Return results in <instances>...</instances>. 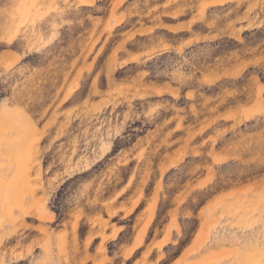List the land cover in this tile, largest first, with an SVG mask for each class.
Returning a JSON list of instances; mask_svg holds the SVG:
<instances>
[{
    "label": "rangeland",
    "instance_id": "1",
    "mask_svg": "<svg viewBox=\"0 0 264 264\" xmlns=\"http://www.w3.org/2000/svg\"><path fill=\"white\" fill-rule=\"evenodd\" d=\"M0 264H264V0H0Z\"/></svg>",
    "mask_w": 264,
    "mask_h": 264
}]
</instances>
